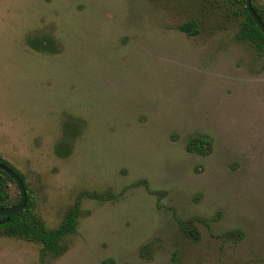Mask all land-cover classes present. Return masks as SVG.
I'll return each instance as SVG.
<instances>
[{"label":"rangeland","instance_id":"374dc122","mask_svg":"<svg viewBox=\"0 0 264 264\" xmlns=\"http://www.w3.org/2000/svg\"><path fill=\"white\" fill-rule=\"evenodd\" d=\"M244 8L0 0V157L48 228L82 196L62 254L1 235L0 264H264V52L239 38Z\"/></svg>","mask_w":264,"mask_h":264},{"label":"trees","instance_id":"16d2710c","mask_svg":"<svg viewBox=\"0 0 264 264\" xmlns=\"http://www.w3.org/2000/svg\"><path fill=\"white\" fill-rule=\"evenodd\" d=\"M254 8L264 22L263 15L258 12L256 7ZM244 13L246 14V16L245 20L241 23L239 38L254 43L258 50L263 53L264 34L248 13L247 8H244ZM179 28L182 31L188 32L189 34H195L197 32V27L194 22L184 23L180 25ZM193 141H196V143L200 144H204L206 142L204 139L199 137L194 138ZM65 147H68L70 149V146L63 141H60L56 144V150L60 155H65V151H63L65 150ZM187 149L191 151L193 148L191 146H188ZM201 152H203V150H201ZM0 161L11 167L1 157ZM12 169L14 170V168ZM14 171L19 174L16 170ZM21 178L23 179L22 176ZM10 181L14 182L7 173L0 170V208L15 205L21 199L20 194L18 195L16 200L12 199L9 188ZM26 190L27 203L24 210L15 215L0 216V236L5 235L10 237H21L27 240L36 241L42 245L41 250L44 254H62L67 248L64 243L65 237L76 232L77 220L81 213L82 196H80L74 202L73 206L66 211L64 219L59 226H57L56 228H48L43 220L35 213V196L27 187ZM86 194L94 198H102L97 193L87 192ZM6 219H8V221H5Z\"/></svg>","mask_w":264,"mask_h":264},{"label":"water","instance_id":"95a60500","mask_svg":"<svg viewBox=\"0 0 264 264\" xmlns=\"http://www.w3.org/2000/svg\"><path fill=\"white\" fill-rule=\"evenodd\" d=\"M245 3H246V8L248 10V13L252 17V19L255 21V23L257 24L259 29L262 31V33L264 34V22L262 21L261 17L256 12L252 4V1L245 0ZM0 170L4 171L11 177V179L16 184L19 194L21 196V199L17 204L9 206V207H1L0 216L15 215L17 213H20L22 210H24L26 203H27V190L25 187V183L19 174H17L11 167L7 166L1 161H0ZM5 221H8V219H6Z\"/></svg>","mask_w":264,"mask_h":264}]
</instances>
